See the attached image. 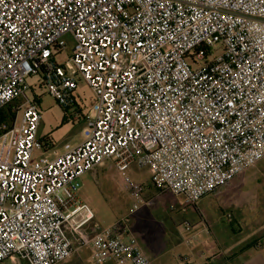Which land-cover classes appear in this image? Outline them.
Listing matches in <instances>:
<instances>
[{
	"label": "built area",
	"instance_id": "built-area-1",
	"mask_svg": "<svg viewBox=\"0 0 264 264\" xmlns=\"http://www.w3.org/2000/svg\"><path fill=\"white\" fill-rule=\"evenodd\" d=\"M31 76L65 111L79 79L93 96L84 140L52 160L34 156L44 145ZM8 104L0 264H60L85 246L98 261L151 264L120 226L95 227L80 178L104 160L118 172L135 164L188 207L264 160V0H0V110ZM121 181L136 210L142 186Z\"/></svg>",
	"mask_w": 264,
	"mask_h": 264
},
{
	"label": "rangeland",
	"instance_id": "rangeland-1",
	"mask_svg": "<svg viewBox=\"0 0 264 264\" xmlns=\"http://www.w3.org/2000/svg\"><path fill=\"white\" fill-rule=\"evenodd\" d=\"M71 47L72 43L69 42L66 49L58 55L59 62L69 58ZM212 53L216 56L220 51L215 47ZM37 82L38 79L34 76L27 79V84L32 87L29 95L38 99L40 114L38 135L44 145L43 149L34 151V156L52 160L64 153L65 145L73 147L84 140L86 117L93 116L91 110L93 96L85 82L79 79L76 88L79 100L72 107L75 110L73 112L70 108L65 111ZM75 116H77L76 120L73 118ZM90 175L89 181L81 187L80 195L90 196L88 204L95 215L94 222L102 227L120 226L121 229L127 227L131 231L134 230L142 236L141 245L151 259L156 253L148 240L163 237L167 225L171 226V222L175 224L176 232L182 240L190 241L194 247L196 241L208 242L218 238H231L239 243L244 241L243 244L256 241L258 238L264 245V160L246 169L239 177L230 180L223 187L206 195L195 206L182 208L177 207L181 199L166 192L162 195L156 193L152 201L137 203V209L132 210L136 199L123 185L121 178L127 176L132 182L141 185V197L146 199L147 188L151 187V174L146 167L133 164L126 171L118 172L109 160H104ZM155 190L158 192L157 189ZM155 190L152 188L149 194H154ZM170 206L175 209L169 210ZM203 207L208 210L203 212ZM240 213L247 217L241 225ZM125 219H128L127 223ZM186 224L190 231L185 230ZM249 225L253 228L248 227ZM221 228L226 230V235L220 233ZM120 235H124L123 230H120ZM243 244L237 245V248ZM157 250L160 253L158 248ZM260 252L264 253V247ZM190 253L192 252L188 248L170 246L167 251L165 249L161 253L162 261L166 264H180L178 256L182 255L187 257L190 263L196 264ZM7 262L5 261L4 264ZM10 264L22 263L14 258ZM152 264L158 263L153 261Z\"/></svg>",
	"mask_w": 264,
	"mask_h": 264
},
{
	"label": "crops",
	"instance_id": "crops-1",
	"mask_svg": "<svg viewBox=\"0 0 264 264\" xmlns=\"http://www.w3.org/2000/svg\"><path fill=\"white\" fill-rule=\"evenodd\" d=\"M78 100L79 99H77V101ZM72 109L74 112L75 109L74 108H72ZM94 171H92L90 173H86L80 178V189L86 182L89 181V179L91 178L90 174L91 173L93 174ZM152 188H153V190L156 189L153 186V183L151 182V187L149 189L147 188V192H148L147 198L146 199H145V197L143 198L144 202H149V201L154 200V198L156 197L155 196L156 193L158 195H162V194L166 193V192H159V191L156 192V190H155L154 194L151 195V194H149L150 193L149 191L152 190ZM79 197L84 203H86L89 206V204H88V203H90V196L89 195H85V194L80 195V190H79ZM193 206H195V205H193ZM174 209L175 208L170 209V207H169V210H171V211ZM207 210H208V208H206V207L205 208L203 207V209H202L203 212H205ZM93 215H94V213H93ZM246 218L247 217L244 214L240 213V225H241V223H243L246 220ZM94 220H95V215H94ZM94 224H95L96 228L102 227V226L97 225L96 222H94ZM251 226L252 225H249L248 227H251ZM104 227H107V226H104ZM175 228H176L175 224L173 222H171V226L169 224L167 225V229L165 231L166 234L163 237H161L160 239H152V240L149 239L148 240V242H150L149 245L152 247V250H155V253H156L155 257L153 259L150 258L148 253L144 250V248L141 245L140 239L142 238V236H139L134 230L131 231L127 227H124L123 232L125 234L133 235L137 239V241H138L141 249L143 250V252L151 259L152 262L155 261L158 264H166L165 262L162 261V258H163L162 255L163 254H161V253L165 249L167 251V249L170 246L184 247V248L190 249V251L192 252V253H190V257H193V260H194V262H196V264H264V253L260 252L263 249L264 245L262 244L261 240L258 238L254 242L255 243L254 247L246 248V249H243V248H244V245H246L247 243L243 244L244 241H240V243H239L236 240H232L231 238H228V239H225V238L212 239V240H209L208 242L196 241L197 243H196L195 247L196 248L199 247L196 249L194 246L191 245L190 241L182 240V238L176 232ZM252 228H253V226H252ZM120 230H122L121 227L119 228V231ZM220 230H221L220 233L225 234V232H226L225 229L221 228ZM251 233L255 234V232H251ZM239 244H243V246L237 248V245H239ZM160 247H162V248H160ZM157 248L160 250V253L157 250ZM251 252H253V253H251ZM200 260H202V261H200ZM8 262L5 264L11 263V261H8ZM21 263L26 264L24 262H21ZM60 264H114V263L111 262L110 260H108L107 258L100 259L99 261L96 260L93 256L92 248L90 246H85V247L79 249L78 251H76L67 261H64ZM189 264H192V263H190V261H189Z\"/></svg>",
	"mask_w": 264,
	"mask_h": 264
},
{
	"label": "trees",
	"instance_id": "trees-1",
	"mask_svg": "<svg viewBox=\"0 0 264 264\" xmlns=\"http://www.w3.org/2000/svg\"><path fill=\"white\" fill-rule=\"evenodd\" d=\"M35 100L38 103L37 97H35ZM13 117H14V114L12 112L10 104L6 105L4 108L0 110V122L4 123L5 126H7V124H9L13 120ZM254 242L255 241H251L246 246H244L243 249L254 247L255 245Z\"/></svg>",
	"mask_w": 264,
	"mask_h": 264
}]
</instances>
